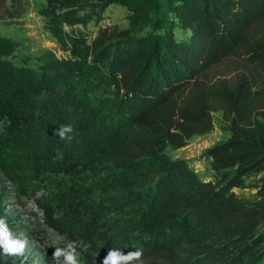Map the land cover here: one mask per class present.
Here are the masks:
<instances>
[{"label": "trees", "instance_id": "obj_1", "mask_svg": "<svg viewBox=\"0 0 264 264\" xmlns=\"http://www.w3.org/2000/svg\"><path fill=\"white\" fill-rule=\"evenodd\" d=\"M44 3L37 15L68 56L46 51L21 75L3 63L14 42L0 36V170L26 185L68 174L38 201L47 227L83 240L87 264L111 247L142 248V264H264V88L255 73L210 75L230 57L264 75V0ZM112 4L126 10L125 28L67 38L65 28L99 22ZM24 12L23 0H0V23ZM213 113L228 137L203 153L215 176L204 181L169 153L210 133ZM62 124L85 129L79 147L55 135ZM0 264L25 263L0 253Z\"/></svg>", "mask_w": 264, "mask_h": 264}, {"label": "rangeland", "instance_id": "obj_2", "mask_svg": "<svg viewBox=\"0 0 264 264\" xmlns=\"http://www.w3.org/2000/svg\"><path fill=\"white\" fill-rule=\"evenodd\" d=\"M23 1L25 3V12L21 18L6 24L0 23V36L14 42V45H10L12 49H9V56L2 58V60L3 63H6V67L10 68L11 72L13 70V72H18L21 75H32L37 71L39 57L46 51H52L57 57H67L68 52L62 49L60 44L43 28V19L37 15V12L45 7L44 0ZM126 15L127 12L124 8L112 4L104 11L99 22L91 21L85 26L65 28L68 35L67 38L76 41L85 39L89 43L96 37L99 26L117 25L120 28H125ZM240 72L255 73L259 80V85L264 88V75L259 74L256 67L247 65L238 57L226 59L216 66L210 75L215 80H229ZM46 100V98H42L41 102ZM39 105L41 112H49L50 106L48 103L39 102ZM63 107H66L65 113H67V117H76V115L81 116L82 114V110L79 108L72 109L70 106L67 107L61 104L59 109ZM78 116L77 118H80ZM212 117L214 127L210 133L195 136L187 141L185 147L169 153L171 157H179L189 161L190 167L204 181L214 180L215 176L208 162L202 159L203 153L212 145L222 142L228 137L227 127L222 122L220 114L213 113ZM81 120L80 125H78L87 126L88 120ZM72 125L74 132L69 143L72 148H76L81 144L85 129L77 128L75 124ZM4 127L5 124L0 120V134H4ZM43 178L41 182L35 181L30 185L20 182L15 183L10 181L0 170L2 207L11 218L14 228L13 233L27 236L30 241L24 255L16 256L17 260L25 264H55L50 253L54 251L55 247L63 244V241L59 239L61 235L45 224L38 201L42 196L49 194L50 188L46 186L47 183L52 181L67 183L69 176L66 173L57 175L48 173ZM234 192L241 195H249L251 193L248 190L240 191L237 189ZM78 251L80 252L79 249ZM79 259L83 261V264H87L82 259L81 252Z\"/></svg>", "mask_w": 264, "mask_h": 264}, {"label": "clouds", "instance_id": "obj_3", "mask_svg": "<svg viewBox=\"0 0 264 264\" xmlns=\"http://www.w3.org/2000/svg\"><path fill=\"white\" fill-rule=\"evenodd\" d=\"M73 131L72 124H62L59 125L55 135L61 140L70 141ZM59 239L63 241V244L54 248L52 260L55 264H83V261L79 259L80 252L78 249L83 247L85 242L83 240H68L66 236H61ZM29 244L30 241L27 236L13 233L8 225L7 218L0 217V253L9 257L23 256ZM142 256V248H136L125 253L120 248L111 247L101 264H134V262L142 264Z\"/></svg>", "mask_w": 264, "mask_h": 264}]
</instances>
